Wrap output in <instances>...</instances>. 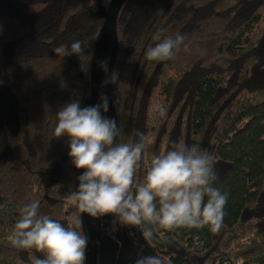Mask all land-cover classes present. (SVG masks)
<instances>
[{
    "label": "trees",
    "instance_id": "trees-1",
    "mask_svg": "<svg viewBox=\"0 0 264 264\" xmlns=\"http://www.w3.org/2000/svg\"><path fill=\"white\" fill-rule=\"evenodd\" d=\"M108 1L0 0V264L43 256L11 243L20 209L32 201L84 233L83 221L71 220L81 215L68 198L77 184L68 140L54 130L61 106L88 104L91 51ZM114 27L96 103L109 97L117 142L144 134L136 179L178 142L215 154L213 186L229 196L219 231L152 226L145 239L141 225L137 241L107 215L104 232L125 229L163 264H264V0H123ZM156 33L185 37L172 59H146ZM77 40L85 55L54 53ZM113 70L118 77L105 83Z\"/></svg>",
    "mask_w": 264,
    "mask_h": 264
},
{
    "label": "clouds",
    "instance_id": "clouds-1",
    "mask_svg": "<svg viewBox=\"0 0 264 264\" xmlns=\"http://www.w3.org/2000/svg\"><path fill=\"white\" fill-rule=\"evenodd\" d=\"M146 50L149 61L172 59L185 37L161 39ZM61 57L85 55L81 41L53 49ZM100 66L107 71V61ZM113 70L112 77H118ZM110 110L109 97L101 95L99 103L81 107L79 99L71 100L56 112L55 136L68 140V156L74 169L80 172L77 184L68 198L78 212L91 218L113 215L130 226H144L143 236L151 239L152 226L167 230L177 228L219 231L223 225L229 194L213 186L218 178L214 153L197 146L173 142L163 155L152 158L143 180L136 174L142 160L145 136L137 130L132 143H119V127ZM160 109V113H164ZM72 223L82 225L74 216ZM88 236L76 227L42 215L39 201L20 209L13 225L11 243L23 250L35 249L43 256H34L32 264H85ZM133 264H163L156 255L137 253Z\"/></svg>",
    "mask_w": 264,
    "mask_h": 264
},
{
    "label": "rangeland",
    "instance_id": "rangeland-1",
    "mask_svg": "<svg viewBox=\"0 0 264 264\" xmlns=\"http://www.w3.org/2000/svg\"><path fill=\"white\" fill-rule=\"evenodd\" d=\"M79 174L80 172L75 169L76 182ZM80 215L84 233L89 238L85 264H133L137 253L142 252L146 255L142 245L132 242L125 229L120 228L111 235L104 232L107 215L96 218L81 213Z\"/></svg>",
    "mask_w": 264,
    "mask_h": 264
},
{
    "label": "water",
    "instance_id": "water-1",
    "mask_svg": "<svg viewBox=\"0 0 264 264\" xmlns=\"http://www.w3.org/2000/svg\"><path fill=\"white\" fill-rule=\"evenodd\" d=\"M122 2L123 0H109L102 12V21L92 47L91 58L89 62L87 103L90 105L96 103L98 78L101 69L100 62L103 61L106 47L115 39V18ZM109 107L110 110L107 112L108 117L115 118L110 101ZM126 226L131 235L137 241H140L142 236L138 226Z\"/></svg>",
    "mask_w": 264,
    "mask_h": 264
}]
</instances>
